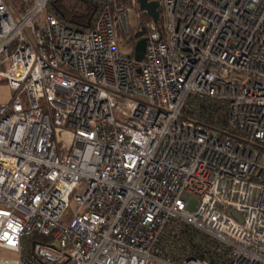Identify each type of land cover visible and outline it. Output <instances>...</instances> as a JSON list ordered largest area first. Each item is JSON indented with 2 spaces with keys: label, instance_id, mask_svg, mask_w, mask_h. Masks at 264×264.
I'll list each match as a JSON object with an SVG mask.
<instances>
[{
  "label": "built area",
  "instance_id": "built-area-1",
  "mask_svg": "<svg viewBox=\"0 0 264 264\" xmlns=\"http://www.w3.org/2000/svg\"><path fill=\"white\" fill-rule=\"evenodd\" d=\"M49 1L0 0V264H264V0Z\"/></svg>",
  "mask_w": 264,
  "mask_h": 264
},
{
  "label": "trees",
  "instance_id": "trees-1",
  "mask_svg": "<svg viewBox=\"0 0 264 264\" xmlns=\"http://www.w3.org/2000/svg\"><path fill=\"white\" fill-rule=\"evenodd\" d=\"M12 1L16 2L17 0ZM98 7L99 5L91 0H50L46 9L39 15V18H42L45 14L53 13L62 22L83 29L91 24ZM159 13L161 15V10H159ZM145 34L146 29L143 27L141 30L134 31L131 36L129 33L128 41L132 42L134 47L136 41ZM181 233L182 238H204L201 234L188 227H184ZM45 240V238L39 239V241Z\"/></svg>",
  "mask_w": 264,
  "mask_h": 264
},
{
  "label": "rangeland",
  "instance_id": "rangeland-1",
  "mask_svg": "<svg viewBox=\"0 0 264 264\" xmlns=\"http://www.w3.org/2000/svg\"><path fill=\"white\" fill-rule=\"evenodd\" d=\"M7 3H9L10 5L14 6L16 10L19 9V7L21 6V0H17L16 2L12 1V0H6ZM161 11L162 6L160 7ZM163 13L161 14V22L164 21V19L162 18ZM149 19L148 16L146 14H142L140 18L137 17L136 11L132 9V11L128 14L127 16V24H128V28H129V33L130 36L132 35V33L136 30H141L143 28V24L144 22ZM122 25H120V23L116 24V42H117V46L120 52H122L123 54H131L133 55L134 53V47L132 42L126 40V37L122 31L121 28ZM12 98V91L10 90L7 81L6 80H2L0 81V103H8ZM23 99L25 100V98L23 97ZM24 106L25 105V101L23 102ZM55 140L57 141V146L58 149L60 151L64 150V146H66L69 143V139L64 138L63 135H59L56 134L55 135ZM77 193L82 194L83 193V187L79 188L78 190H76ZM197 204V200L196 198L192 197L191 198V202L189 205L188 210L192 211L194 209V207ZM77 205L73 202L70 203V209L72 211H74L76 209ZM44 237L41 238V236H36L35 239L37 241H39V239H43ZM0 257L1 258H5V259H10V258H15L16 254L11 253L9 251L6 250H2L0 249Z\"/></svg>",
  "mask_w": 264,
  "mask_h": 264
},
{
  "label": "water",
  "instance_id": "water-1",
  "mask_svg": "<svg viewBox=\"0 0 264 264\" xmlns=\"http://www.w3.org/2000/svg\"><path fill=\"white\" fill-rule=\"evenodd\" d=\"M139 8L145 11L154 21L158 20L159 12L158 7L159 4L156 1H147V0H138ZM145 38H141L136 41L134 46V58L137 61H141L144 57L145 53Z\"/></svg>",
  "mask_w": 264,
  "mask_h": 264
}]
</instances>
